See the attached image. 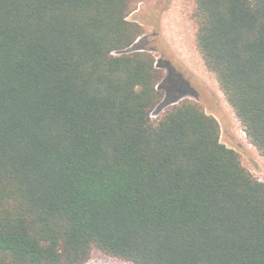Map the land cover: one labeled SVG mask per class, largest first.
I'll use <instances>...</instances> for the list:
<instances>
[{
  "label": "trees",
  "instance_id": "1",
  "mask_svg": "<svg viewBox=\"0 0 264 264\" xmlns=\"http://www.w3.org/2000/svg\"><path fill=\"white\" fill-rule=\"evenodd\" d=\"M195 1L197 48L264 155V0ZM142 2L0 0V264H264V182L133 49Z\"/></svg>",
  "mask_w": 264,
  "mask_h": 264
},
{
  "label": "rangeland",
  "instance_id": "2",
  "mask_svg": "<svg viewBox=\"0 0 264 264\" xmlns=\"http://www.w3.org/2000/svg\"><path fill=\"white\" fill-rule=\"evenodd\" d=\"M195 8V0H143L129 17L140 23L145 32L133 49L153 48L158 65L173 68V74L170 67L161 68L167 95H182L181 100L197 101L209 114L214 115L221 126V141L236 149L244 166L264 182V155L249 140L240 118L221 90L216 75L207 68L197 48V27L192 19ZM183 85L185 87L180 89ZM173 104H166V100H163L152 112L153 120H158ZM86 264L133 263L95 249Z\"/></svg>",
  "mask_w": 264,
  "mask_h": 264
},
{
  "label": "bare ground",
  "instance_id": "3",
  "mask_svg": "<svg viewBox=\"0 0 264 264\" xmlns=\"http://www.w3.org/2000/svg\"><path fill=\"white\" fill-rule=\"evenodd\" d=\"M167 18V17H166ZM163 19H165V17L163 18ZM167 20V19H166ZM166 23V22H165ZM164 25V24H163ZM165 27V26H164ZM169 29V28H168ZM165 32H167V31H165ZM165 32H164V34H165ZM169 32H171V31H169ZM171 35H173V34H171ZM166 37V36H165ZM167 39H169V38H167ZM172 41V40H171ZM170 42V41H169ZM172 43V42H171ZM177 44V43H176ZM176 44H174L175 46H176ZM173 45V44H172ZM178 49H180V48H178ZM176 50V49H175ZM177 51V50H176Z\"/></svg>",
  "mask_w": 264,
  "mask_h": 264
}]
</instances>
